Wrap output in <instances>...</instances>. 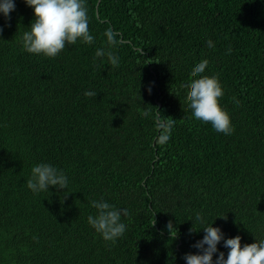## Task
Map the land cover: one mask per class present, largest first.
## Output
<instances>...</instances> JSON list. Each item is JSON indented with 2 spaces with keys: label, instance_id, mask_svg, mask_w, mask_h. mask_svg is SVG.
<instances>
[{
  "label": "trees",
  "instance_id": "1",
  "mask_svg": "<svg viewBox=\"0 0 264 264\" xmlns=\"http://www.w3.org/2000/svg\"><path fill=\"white\" fill-rule=\"evenodd\" d=\"M15 5L10 20L0 13V264H186L205 235H189L196 213L197 230L215 222L225 239H264V0H86L94 43L55 58L23 50L34 10ZM109 27L118 67L94 59ZM203 59L231 135L189 107L184 85ZM40 163L63 170L67 190L28 189ZM101 199L129 212L115 243L87 220Z\"/></svg>",
  "mask_w": 264,
  "mask_h": 264
},
{
  "label": "clouds",
  "instance_id": "2",
  "mask_svg": "<svg viewBox=\"0 0 264 264\" xmlns=\"http://www.w3.org/2000/svg\"><path fill=\"white\" fill-rule=\"evenodd\" d=\"M24 2L34 10V20L30 24L29 30L25 31L22 36L23 50L27 53L55 58L65 49L66 45H74L77 41L89 45L94 43V36L90 34L89 30L86 0H24ZM15 6V0H0V13L10 20V13L15 10ZM2 33L3 26H0V34ZM103 35L107 38V50L105 48L97 49L94 59L106 56L112 67H118L119 57L111 49L121 43L118 38L120 34L109 27ZM207 45L209 48L214 47L211 40L207 41ZM138 51L142 55L143 49H138ZM228 53H231L230 47ZM208 65L209 61L203 59L192 69L191 77L193 79L184 85L188 89L187 101L196 120L211 124L217 133L231 135L234 131L231 117L220 104V99L224 95L222 84L216 75H202ZM148 91L151 93V87ZM84 95L94 97L97 94L86 91ZM234 101L238 106L239 101L235 98ZM142 115L147 116L148 112H144ZM173 124V120H168L166 122L167 129L170 130ZM169 138V135L166 134L160 137L159 142L163 144ZM26 185L34 194L49 191L50 187H54L58 191L67 190L68 178L63 170L51 164L40 163L32 167L31 176L27 179ZM90 204L97 211L96 215L88 216L89 225L105 241L115 243L126 231V225L121 222V216H128V209H118L103 199L92 200ZM195 222L204 223L201 213H196ZM195 222L189 229V235L201 230L205 235L203 239L192 245L199 252L195 254L189 252L184 255L186 264H264V239H256L254 243L242 244V237L239 235L225 239L221 228L212 226L215 222L200 230L195 227ZM155 224L156 220L154 219L152 227H155ZM166 230L169 233V241L178 239L179 229L173 221H168ZM34 239L36 238L34 237ZM221 241L228 249L227 254L218 249ZM218 252V258L214 260L213 257Z\"/></svg>",
  "mask_w": 264,
  "mask_h": 264
}]
</instances>
